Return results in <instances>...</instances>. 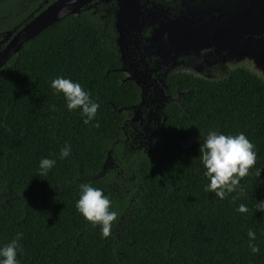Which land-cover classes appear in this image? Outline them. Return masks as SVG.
Masks as SVG:
<instances>
[{
  "label": "trees",
  "instance_id": "1",
  "mask_svg": "<svg viewBox=\"0 0 264 264\" xmlns=\"http://www.w3.org/2000/svg\"><path fill=\"white\" fill-rule=\"evenodd\" d=\"M18 3L0 0V39L27 16ZM93 12L49 27L0 69V246L22 233L19 264H264V81L245 68L219 80L173 74L169 92L181 96L165 106L163 129L150 146L130 145L126 122L140 90L124 81L110 20ZM57 76L99 104L88 125L53 94ZM210 130L242 132L256 152L239 191L223 200L205 191L199 159ZM66 142L71 152L60 159ZM44 157L56 163L41 175ZM83 183L117 213L107 237L75 208Z\"/></svg>",
  "mask_w": 264,
  "mask_h": 264
},
{
  "label": "flooded vegetation",
  "instance_id": "2",
  "mask_svg": "<svg viewBox=\"0 0 264 264\" xmlns=\"http://www.w3.org/2000/svg\"><path fill=\"white\" fill-rule=\"evenodd\" d=\"M56 1L19 0L16 6L18 14H28L6 33L16 34ZM133 4L134 14L127 15L129 17L120 27L124 35L123 55L118 46L119 1L94 0L81 11H94L95 14L99 10L102 13L100 18L110 20V25L117 34L116 44L124 81L134 82L140 90V103L133 107V116L126 122V140L130 141V145L142 148L144 145L150 146L152 138L163 129L164 109L168 102L180 100V93L173 97L169 92L168 81L171 75L181 72L194 77L219 80L210 79L208 75L215 73L211 68L221 66L224 62L227 43L240 45L245 41V48L248 49L264 43V0H135ZM170 30L171 44L176 43L179 30L188 33L193 41L192 45L216 43L221 47V52L200 53L198 48H194L189 49V53H185L182 58H171L169 61L161 58L156 51L160 44L167 43ZM179 33L186 35L184 32ZM7 43L2 44L0 50ZM247 65L232 67L226 76L238 68L252 72ZM252 73L258 77L260 75ZM135 117L137 120H133Z\"/></svg>",
  "mask_w": 264,
  "mask_h": 264
},
{
  "label": "clouds",
  "instance_id": "3",
  "mask_svg": "<svg viewBox=\"0 0 264 264\" xmlns=\"http://www.w3.org/2000/svg\"><path fill=\"white\" fill-rule=\"evenodd\" d=\"M50 87L53 94H61L65 107L72 111L78 109L82 117V123L88 125L93 121L99 104L90 98V94L82 88L80 83L69 78L57 76L51 81ZM97 126V125H93ZM71 148L66 142L60 148L58 156L65 159L69 156ZM199 159L204 168L203 175L208 183L206 192L214 193V196L223 200L228 194L239 191V181L248 174L249 169L256 162L254 145L241 132L236 135H225L216 131H208L203 142L199 143ZM55 159L47 157L39 160V170L44 175L55 165ZM80 194L75 202L77 212L93 226H99L101 237L110 234L112 222L117 213L110 209L111 201L99 188L87 183L79 185ZM236 197L233 196V199ZM264 209V201L258 203ZM238 212H246V206L240 204ZM22 233L17 232L7 244L0 246V264H19L17 254L21 251L18 241ZM248 247L252 253H258L259 248L252 243L256 239L255 233L249 229Z\"/></svg>",
  "mask_w": 264,
  "mask_h": 264
},
{
  "label": "water",
  "instance_id": "4",
  "mask_svg": "<svg viewBox=\"0 0 264 264\" xmlns=\"http://www.w3.org/2000/svg\"><path fill=\"white\" fill-rule=\"evenodd\" d=\"M94 0H57L50 5L46 10L41 12L38 16L32 19L27 25H25L16 34L8 32L5 37L0 41V46L5 42H8L5 47L0 50V69L6 65V63L18 54L22 46L34 39L40 33L45 31L51 26L59 23L66 17L77 15L81 10L91 4ZM120 3V12L118 15L117 28L120 29L122 22H124L129 16L134 14V2L135 0H118ZM120 32L119 49L123 55L122 50V38L124 37L122 30ZM160 118V117H159ZM164 122L166 117L164 116Z\"/></svg>",
  "mask_w": 264,
  "mask_h": 264
},
{
  "label": "rangeland",
  "instance_id": "5",
  "mask_svg": "<svg viewBox=\"0 0 264 264\" xmlns=\"http://www.w3.org/2000/svg\"><path fill=\"white\" fill-rule=\"evenodd\" d=\"M169 32V39L167 43H162L157 48L156 54L164 58L166 60H174L176 57H181L185 53H189V49L198 48L200 53H215L219 54L221 52V47L216 43H207L201 45H192L193 41L189 37L188 33L185 31H179L177 33V41L176 43H170L171 39V30ZM184 32L186 35H182ZM188 35V36H187ZM249 42V41H248ZM245 41L238 45L235 43H227L225 47V60L221 63V66L215 65V67L211 68L215 70V73L208 75L210 79H220L226 76V73L232 69V67L239 66L241 64H248L247 67L251 68L252 72L259 73V77L264 81V43H261L259 47L253 46L250 49L245 48ZM182 58V57H181ZM219 63V62H216ZM227 68V70L225 69ZM224 69L226 70L224 72ZM135 114V113H134ZM136 116V115H135ZM161 118V117H160ZM133 120H137V118H133ZM148 141V139H147ZM137 146V145H133ZM145 146V145H144Z\"/></svg>",
  "mask_w": 264,
  "mask_h": 264
}]
</instances>
